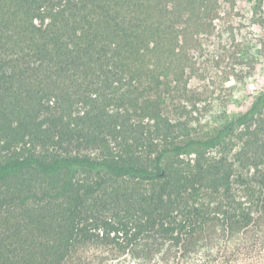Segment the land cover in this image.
Listing matches in <instances>:
<instances>
[{
  "label": "trees",
  "instance_id": "trees-1",
  "mask_svg": "<svg viewBox=\"0 0 264 264\" xmlns=\"http://www.w3.org/2000/svg\"><path fill=\"white\" fill-rule=\"evenodd\" d=\"M263 65L264 0H0V264H264Z\"/></svg>",
  "mask_w": 264,
  "mask_h": 264
},
{
  "label": "rangeland",
  "instance_id": "rangeland-1",
  "mask_svg": "<svg viewBox=\"0 0 264 264\" xmlns=\"http://www.w3.org/2000/svg\"><path fill=\"white\" fill-rule=\"evenodd\" d=\"M263 67H264V65H263ZM257 81L261 82V84L264 85V71H263V73L261 74V77L257 79ZM247 101H248V100H246V102H247ZM238 238H239V237H238ZM238 238H237V239H234L232 245L235 244V242L239 241ZM213 254L215 255V253H213ZM252 262H253V261H252Z\"/></svg>",
  "mask_w": 264,
  "mask_h": 264
}]
</instances>
